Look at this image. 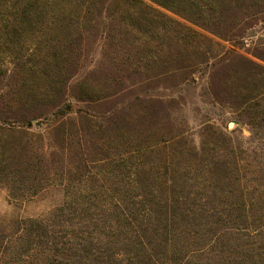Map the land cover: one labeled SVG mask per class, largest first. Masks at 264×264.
<instances>
[{"label":"rangeland","instance_id":"1","mask_svg":"<svg viewBox=\"0 0 264 264\" xmlns=\"http://www.w3.org/2000/svg\"><path fill=\"white\" fill-rule=\"evenodd\" d=\"M142 1L149 8L128 14L94 7L65 31H21L15 52L0 21V126L10 130L1 235L37 219L93 241L110 234L113 204L138 202L145 188L169 203H193L196 192L201 204L222 203L228 160L264 144V0H181L173 10ZM35 48L65 60L53 102L14 109L29 126L6 120L2 104ZM120 159L135 168L124 177Z\"/></svg>","mask_w":264,"mask_h":264},{"label":"trees","instance_id":"2","mask_svg":"<svg viewBox=\"0 0 264 264\" xmlns=\"http://www.w3.org/2000/svg\"><path fill=\"white\" fill-rule=\"evenodd\" d=\"M109 1L0 0V21L9 31L7 52L17 51L21 31L27 35L41 29L45 34L53 25L65 31L87 18L94 7L97 13L115 9L126 14L139 4L148 7L142 0ZM152 1L167 10L181 3ZM44 36L43 46L48 37ZM41 49L32 51L29 67L22 66L19 82L3 95L6 120L31 126L32 119L16 118L14 109L30 104L47 107L56 99L52 87L63 72L60 57H65L56 50ZM7 131L9 128L0 126V142ZM3 145L0 148L5 149ZM243 153L240 158L233 153L225 165L229 182L222 203L201 204L203 197L197 200L198 192L193 203L183 201V196L181 201L169 203L153 188H145L133 195L138 202L113 204L114 221L104 222L102 228L110 234L93 241L90 234L85 237L80 232L61 235L43 220H22L13 237L0 234V264H264V144ZM116 168L121 177L125 170L135 169L132 161L128 165L123 159Z\"/></svg>","mask_w":264,"mask_h":264}]
</instances>
